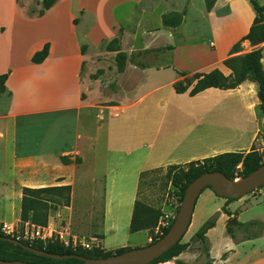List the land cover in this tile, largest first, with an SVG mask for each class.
<instances>
[{"label": "crops", "instance_id": "0c3cea01", "mask_svg": "<svg viewBox=\"0 0 264 264\" xmlns=\"http://www.w3.org/2000/svg\"><path fill=\"white\" fill-rule=\"evenodd\" d=\"M140 1L113 0L110 11L115 33L109 38H100L98 44L119 36L118 45L125 47L123 29L125 23L131 22L128 18L134 16L140 18L136 20L138 25L141 20L151 22L145 28L150 33L144 34L150 39L142 42V48L153 50L155 54L143 52L141 61L123 63V69L114 76L112 90L106 95L109 104L100 109L99 113L103 114L100 121L90 115L94 104L88 100L89 86L93 83L88 74L92 51L85 42L90 27L100 18L97 11L79 0H57L42 15H28L17 0H0V43L6 40L8 44L25 49L23 59L12 57L0 63V74L8 72L4 86L9 92L6 108L0 113V190L17 194L16 213L19 215L22 188L41 186L31 179L34 170L31 163L51 160L50 186L68 185L71 196L79 170L82 194H101L98 203L86 196L83 207L99 208L100 219L97 224L89 222V228H95L94 231L83 232L84 227L77 228L69 223L65 232L68 237L85 240L103 250L139 245L140 240L133 235L142 230L131 232L129 225L143 173L221 152L245 153L257 141V134H264L263 117L258 113L256 82L245 79L235 88L209 87L192 96L190 88L181 93L173 88V84L183 78L177 71L207 72L218 68L227 75L230 69L223 60L254 47L248 40H242L240 48L231 53V47L248 32L255 16L249 0H214L206 11V29L186 32L190 35L203 31L194 39L182 37L185 33L180 30L182 21L176 27L162 25L161 14L169 11L156 14L144 9ZM257 1L264 5V0ZM61 20L67 23V30L61 26ZM156 20L158 23L154 24ZM154 34L157 36L152 37ZM158 34L173 38L174 44H165L166 49L157 50L162 46L156 43ZM137 38L143 41L142 36L137 35ZM200 39L207 41L206 52L210 56L192 69H178L154 58L144 59L146 55L154 57L172 50L177 43H196ZM45 43H48L46 57L39 63L32 62V54ZM260 46L264 68V41ZM129 47L127 45V49ZM128 67L141 75L131 85L120 87L118 79ZM69 113H74L75 124L82 126V132H75L72 140L68 138L61 144L51 139V150H48L39 143L32 148L27 140L19 139L29 118ZM23 120L27 121L20 123ZM86 127L94 132H87ZM65 133L68 137L71 135L66 130ZM64 153L67 162L60 160ZM97 178L102 179L100 191L93 185ZM222 200L230 215L223 213L216 203V215L210 218L215 220L214 225L205 232L207 255L201 250L199 240L193 237L203 224L202 218L195 215V202L190 224L181 240L189 246L177 257L157 264H177L176 259L185 264H264V221L254 220L261 225L256 236L252 231L245 232L237 224L249 220H241L242 212L229 208L232 200ZM18 215L15 220L7 217L2 221L15 227L20 220ZM232 216L237 223L231 224L233 229L229 232L227 221Z\"/></svg>", "mask_w": 264, "mask_h": 264}, {"label": "rangeland", "instance_id": "374dc122", "mask_svg": "<svg viewBox=\"0 0 264 264\" xmlns=\"http://www.w3.org/2000/svg\"><path fill=\"white\" fill-rule=\"evenodd\" d=\"M82 3L93 7L100 18L97 23L92 24L88 33L86 43L89 44L90 57H92V65L89 66L88 74L92 80V84L89 86V101H92L94 104L90 109V115L94 117H98L97 114L101 108H104L107 102L108 92L113 88V79L116 73L119 71V67L125 61L127 62H136L141 61V54L153 53V50L150 51L144 50L143 43L144 41H148L150 36L144 34L150 33L146 32V25L151 23L148 20H141V24H136V20L139 21L140 18L130 16L128 19L131 22L125 23V27L123 29V39H122V47L121 44L118 45L120 50H107L105 44L109 43L111 40H101L98 44L100 38H109L114 35L115 29L112 28L113 16L110 11L111 4L113 0H79ZM21 8L28 15H35L38 10L41 8V0H17ZM207 2H211V0H141L140 5L148 10L155 12L156 14H160L161 12H166L170 10H178L182 14V25L180 30L185 32L182 37L193 39L198 36L200 33L187 34L192 31H199L200 29H206V11ZM65 21V19H64ZM61 20L60 24L64 30H67V23ZM157 20L154 24H157ZM153 24V23H152ZM80 30V29H79ZM175 31V30H173ZM163 34H168L167 32H163ZM137 35L143 37V41L141 38H137ZM157 36L154 34L152 37ZM178 36L177 33L175 37ZM118 42H119V36ZM180 37V38H182ZM137 38V40H136ZM205 39V37H203ZM177 40H179L177 38ZM6 40L0 43V63H5L11 60L14 57L15 60H21L24 57L25 49L22 46H15L12 44H8ZM134 44V46H130L129 44ZM136 43V44H135ZM156 43L162 44L159 49H166L167 46L165 44H174L173 38H168L164 35H159L156 40ZM98 44V45H97ZM127 45L129 49H127ZM165 45V46H164ZM97 46V49H96ZM111 47H115L114 42H110ZM85 47V44H84ZM209 48L207 41L202 42L201 39L196 43H177L174 49L167 50L162 53H158L156 56L146 55L147 61L152 60L153 58L159 62H166L167 64H171L172 66L178 69H192L194 68L199 61H202L210 56L209 53L206 52V49ZM118 53H121L119 56ZM155 54V53H153ZM86 67H84L85 69ZM139 71H133L128 67L126 72L122 74L119 79V86L126 87L131 85L136 79L140 76ZM186 84V79L181 78L179 82ZM99 93L101 94L99 97ZM97 97H99L97 99ZM9 94L7 91H3L0 93V113L6 108L8 103ZM106 116V115H105ZM103 118V117H102ZM102 118H97L102 121ZM23 120L20 123H23ZM28 126L25 131L19 133V139L21 141L27 140L28 145L32 148H35L39 143L42 148H46L51 150V139L58 141V143H63L66 139L72 140L75 132L81 133L82 126H78L74 122V113L69 114H47L41 116H35L28 119ZM262 123V119H261ZM262 126V125H261ZM65 130L68 134H71L69 137L65 133ZM89 133H93L94 129L91 127H86L85 129ZM101 135V133H99ZM102 136V135H101ZM100 136V137H101ZM263 143V144H262ZM38 146V145H37ZM259 153L263 155L264 158V134L259 132L257 134V141L252 145ZM261 147L262 150H261ZM64 150V149H62ZM262 158V160H263ZM62 162H67V154L64 153L63 156L60 157ZM76 164L79 163L78 157L75 158ZM34 170L31 173V179L35 185H41L39 187H45L51 185V160L43 163H31ZM76 181H75V190L74 194L71 193L68 199L65 198V194L61 192H57V196H49L47 199V210L46 216L42 217L34 222L31 219L28 220H19L18 224L15 227L7 228L3 226L4 218H10L11 220H15L17 217L16 213V201L17 194L15 192L3 193L0 190V230L3 229L6 233H9L11 236L21 235L24 228L26 227L29 230L39 228L42 234L50 233L52 237H60L62 233L63 238H68L66 234H63L65 231V227L67 224L72 223L75 227H84L85 231H94L95 228H89V222L98 223L100 219L101 210L99 208L95 209H87L84 208V203H82L83 199H86L87 195L82 194V185L80 181V173L79 170L76 171ZM173 173L172 170H169L167 166L159 167L157 169L149 170L148 172L143 173L140 185H139V205L140 207H155L160 208L161 216L158 217L156 223L146 229H141L142 231L134 234L133 236L137 238L139 245L137 247L145 246L149 242L152 241L153 238L157 237L155 227L158 225L160 219L165 213H176L177 206L180 204L177 194V188L171 183V177ZM240 177H236L235 179H239ZM11 184V183H10ZM93 185L95 189L101 190L102 187V179L97 178L93 181ZM261 188L260 192L257 190H250L243 196L239 197L240 200H232L229 202V208L237 209V212H242L240 214L241 220H263L264 221V186ZM211 188H204L201 191V196L196 199L195 206V215L202 218L203 223L207 222L216 215L217 210H214V207L217 204L220 205L221 210L226 208L224 205L223 197H219L214 193H209ZM199 194V195H200ZM87 197L95 201V203L100 202L101 194L95 193L90 194ZM5 203V205H3ZM97 205V204H94ZM99 205V204H98ZM227 209V208H226ZM223 212V211H222ZM225 213V212H223ZM228 215L227 213H225ZM20 215V213H19ZM18 215V216H19ZM20 217V216H19ZM217 215L216 218H218ZM3 220V221H2ZM248 222V221H247ZM228 223V221H227ZM8 225H11L8 223ZM72 225V226H73ZM202 225V224H201ZM232 226V225H230ZM261 229L257 226H247L245 232L252 231V234ZM8 231V232H7ZM19 231V232H17ZM85 236H88L87 233H84ZM184 236V235H183ZM182 236V238H183ZM181 238V240H182ZM147 239V242H146ZM197 239V238H195ZM78 249L90 250L91 248H84L81 244L74 246ZM134 248V247H131Z\"/></svg>", "mask_w": 264, "mask_h": 264}, {"label": "trees", "instance_id": "16d2710c", "mask_svg": "<svg viewBox=\"0 0 264 264\" xmlns=\"http://www.w3.org/2000/svg\"><path fill=\"white\" fill-rule=\"evenodd\" d=\"M57 0H41V8L35 14L37 16L42 15L45 10L49 9ZM214 0L207 2V9H210ZM254 11L255 16L252 24L249 27L248 32L241 37L231 47V53L237 51L240 48L242 40H248L250 45L254 46L251 50L239 54L230 55L223 60V64L230 69V73L225 75L220 69L213 68L207 72H193L188 73L186 71H177V73L186 79V84L178 83L173 84L175 92L181 93L189 89V95H195L203 89L209 87H215L220 89L235 88L245 79L256 82L257 90L256 94L259 99L258 113L264 118V68L261 64V46L264 41V5L260 4L257 0H249ZM182 21V14L177 11H169L161 14V23L164 26L176 27ZM110 42L115 43V48L110 46ZM109 43H107V50H119L118 37H114ZM84 49V45H81V51ZM48 53V43H45L43 47L35 51L30 60L35 63L41 62ZM121 56V53H118ZM123 69V64L119 67V71ZM8 72L0 74V93L6 91L4 82L7 78ZM9 94V92H8ZM253 146L243 153L227 151L215 154L213 156L204 157L202 159L192 160L183 164H171L167 168L172 170L171 183L177 188V194L179 203L181 202L184 189L186 185L195 177L206 171H220L230 179L236 177H243L253 169L258 167L264 162V158ZM205 188H210L207 185ZM70 188L68 185H56L45 187H23L21 202H20V219H31L37 222L42 217L46 216L47 199L49 196H57V192L64 193L66 196L64 199H68ZM216 194V193H215ZM217 195V194H216ZM218 196V195H217ZM220 197V196H219ZM226 201L234 200L237 198L223 197ZM139 203V199L135 201L133 214L130 220L129 230L131 232L146 229L153 226L158 217L161 216V209L155 207H145ZM179 205L177 206L178 209ZM176 209V212H177ZM223 212L230 215L228 209L223 208ZM215 220H209L203 223L194 233L193 237L197 238L201 243V250L207 255L208 245L205 232L208 228L214 225ZM237 226L243 231L247 229V226L260 227L258 221H248L245 223H238ZM166 228L163 234L167 231ZM229 232H232L233 227H227ZM259 230L253 235L256 236ZM4 236H11L0 230V258L3 259H19L24 261H30L38 264H80L82 262L78 257H68L62 259L51 258L45 255L36 254L24 246L14 244L3 238ZM161 235L152 239L154 242ZM15 237V236H13ZM182 238V237H181ZM25 245L35 247L37 249L59 253V254H77L91 258L105 257L112 253H119L130 247H121L114 250H103L97 246L92 247L90 250H82L71 246H65L62 243L55 241H43L35 239L31 242L19 239ZM149 242V243H151ZM189 243L181 242V239L165 251L162 255L155 258L153 261L147 264H157L158 262H164L177 257L184 249H186ZM177 264H185L184 262L176 259ZM208 264V263H206Z\"/></svg>", "mask_w": 264, "mask_h": 264}, {"label": "water", "instance_id": "95a60500", "mask_svg": "<svg viewBox=\"0 0 264 264\" xmlns=\"http://www.w3.org/2000/svg\"><path fill=\"white\" fill-rule=\"evenodd\" d=\"M209 185L211 190L220 197L238 198L250 190L264 186V162L251 172L239 179H230L222 172L206 171L192 179L185 187L184 193L175 214V217L167 231L154 242L145 246L126 249L119 253H112L105 257L91 258L77 254H59L25 245L18 238L4 236L14 244L24 246L30 251L51 258L62 259L78 257L80 264H147L162 255L170 247L176 244L185 234L191 221L194 205L201 191ZM237 219L232 216L227 225L236 224ZM0 264H38L19 259L0 258Z\"/></svg>", "mask_w": 264, "mask_h": 264}, {"label": "built area", "instance_id": "2783aa9c", "mask_svg": "<svg viewBox=\"0 0 264 264\" xmlns=\"http://www.w3.org/2000/svg\"><path fill=\"white\" fill-rule=\"evenodd\" d=\"M97 116L99 118H102L103 117V114L102 113H98ZM262 126H264V118H262ZM263 134V133H262ZM263 147H261V150H262ZM261 187V186H260ZM261 188L259 187H256L252 190H257L258 192H260ZM175 214L176 213H165L162 218L160 219L158 225L155 227L156 229V234L159 236V235H162L163 234V231L168 228L174 217H175ZM3 226L7 227V228H12L13 226L11 225H6L3 223ZM3 232L6 233V231L3 229ZM8 232V231H7ZM19 232V231H17ZM9 234V233H8ZM63 234H66V235H69L67 234L65 231L63 232ZM15 238H18V239H23V240H26V241H33L35 239H40V240H43V241H55L57 240L58 242L62 243L63 245L65 246H71V247H74L78 244H81L84 248H92L93 245H91L89 242L85 241V240H78L76 239L75 237L72 238L71 236L68 237V238H63L62 237V233L60 234V237H52L50 233H47V234H42L39 230V228H36V229H31L29 230L28 232V229L25 227L22 234L19 236L17 235Z\"/></svg>", "mask_w": 264, "mask_h": 264}]
</instances>
